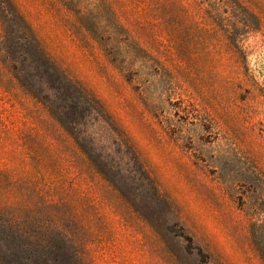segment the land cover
<instances>
[{
	"label": "rangeland",
	"instance_id": "1",
	"mask_svg": "<svg viewBox=\"0 0 264 264\" xmlns=\"http://www.w3.org/2000/svg\"><path fill=\"white\" fill-rule=\"evenodd\" d=\"M10 2L101 112L0 20V264H264V0Z\"/></svg>",
	"mask_w": 264,
	"mask_h": 264
},
{
	"label": "trees",
	"instance_id": "2",
	"mask_svg": "<svg viewBox=\"0 0 264 264\" xmlns=\"http://www.w3.org/2000/svg\"><path fill=\"white\" fill-rule=\"evenodd\" d=\"M2 4L0 20L3 23L4 27L6 26V30L8 27L17 30L20 34H22V38L25 40L26 45V58L29 59L32 63L36 65H40L43 67V73L46 75L49 81H55L60 84V88L67 94L73 95L77 101V104L84 109L94 110L101 112V106L99 102L93 98L85 89L79 86L76 82L71 80L61 69L58 67L54 62H52L48 56L43 52L41 47L39 46L38 42L36 41L35 37L31 33L30 29L25 24L22 17L19 15L17 10L14 8L10 0H0ZM16 68V67H14ZM20 84L30 91L32 94L35 95V91H33L32 86L28 83L20 81ZM52 88V86H50ZM36 96V95H35ZM50 110L51 105L49 106ZM60 122L64 125L65 129L70 132V134L74 137L75 141L81 147L82 151L88 156L96 170L104 176L108 180V163L103 159H98L97 157L93 156L92 151L89 149H85L83 144L81 143V137L76 135L67 128V124L64 123L61 119ZM113 131L115 129L111 127ZM116 132V131H115ZM121 137L123 140L119 141V145L123 146V153L129 157L130 161L141 170V174L144 178L148 179L147 174L143 166L140 164L138 156L136 154L135 148L132 145L131 141L126 137L125 134L121 133ZM114 184V182H113ZM115 185V184H114ZM15 254L10 258L9 261L17 262L19 260H27L31 261L33 257L26 253L22 257L15 259ZM54 262H58V264H81L80 259L77 256V253H73L71 255H62L61 258L57 261L56 259H52ZM50 259L43 260L42 264H47ZM7 263V260L5 261ZM9 264V263H8Z\"/></svg>",
	"mask_w": 264,
	"mask_h": 264
}]
</instances>
